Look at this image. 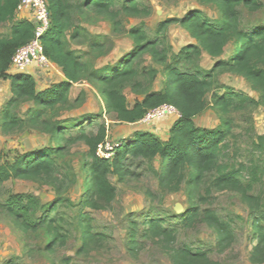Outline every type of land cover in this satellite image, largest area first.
I'll return each instance as SVG.
<instances>
[{
  "label": "trees",
  "instance_id": "obj_1",
  "mask_svg": "<svg viewBox=\"0 0 264 264\" xmlns=\"http://www.w3.org/2000/svg\"><path fill=\"white\" fill-rule=\"evenodd\" d=\"M175 2L178 0H160ZM217 11L212 18L199 9L188 12L183 18H170L160 23L154 36L144 26L129 30L134 41V50L119 62L102 68H93L83 62L82 56L71 49L69 38L80 37L78 15L92 11L108 18L116 32L123 29L122 17L147 18L152 14L144 0H48L52 25L42 37L45 55L62 70L66 80L54 83L39 91L36 79L31 74L11 73L12 60L18 49L35 37V25L28 19L16 20L21 0H0V26L15 22L9 36L0 35V79L11 80L12 97L3 112L1 130L9 134L31 128L49 135L55 145L40 147L19 155L13 163L0 164V191L10 180L43 182L59 189V160L68 149L84 143L88 148L90 162L86 165L87 196L83 209L106 210L116 199L117 188L110 180L115 174L120 180L128 176L126 162L129 157L153 162L161 161L155 170L161 188L171 193L185 192L190 208L177 216L179 223L193 227L206 223L218 237V247L227 249L235 239V229L230 221L223 220L210 209H203L200 192L208 177L215 174L213 185L219 190L239 193L252 209L253 231L257 245L250 254L253 264H264V203L263 197L255 195L257 186L264 188V160L248 168L249 181L243 182V169H229L222 163L223 150L233 135V111L264 107V24L246 28L242 23L243 10L264 11V0H198ZM186 29L197 44H189L177 53L168 41L171 25ZM74 31V32H73ZM72 33V34H71ZM108 40V41H107ZM109 39H96L91 49L98 55L106 52ZM232 49L227 59H221ZM203 51L215 59L213 68L203 71L199 60ZM149 57L157 65L141 67L139 63ZM232 72L243 76L259 93L258 100L243 96L228 89L224 95H214L213 102L224 114L220 127L209 129L197 126V118L205 113L210 104L208 95L215 89L221 74ZM88 83L98 87L103 97L106 112L122 123L135 124L153 109L170 104L180 112V118L164 141L156 134L145 131L125 140L111 160L99 158L97 150L107 139V130L101 126L96 134L87 129L97 116L88 118L53 119L51 112L70 102L71 91L76 84ZM160 82L161 88L155 89ZM142 95L130 106L124 90ZM33 102L35 109L27 118H21L16 110L23 103ZM51 116V117H50ZM92 123V122H90ZM77 130V134L72 133ZM257 148L264 153V136H258ZM63 199L49 206L42 204L32 193L12 194L0 203V208L12 220L17 229L26 235L48 228L50 236L46 245L53 250L59 242L67 240L56 225L55 217ZM82 248L86 251L96 242L93 233V218L81 212ZM164 221L153 218L146 223V235L159 238L172 245L177 238L175 227H164ZM137 232H132V247L137 246ZM173 264H218L210 257V251L193 249L190 246L172 250ZM16 264V263H12Z\"/></svg>",
  "mask_w": 264,
  "mask_h": 264
},
{
  "label": "rangeland",
  "instance_id": "obj_2",
  "mask_svg": "<svg viewBox=\"0 0 264 264\" xmlns=\"http://www.w3.org/2000/svg\"><path fill=\"white\" fill-rule=\"evenodd\" d=\"M144 3L152 9L151 16L147 18L123 16L121 32L114 30L113 23L108 18L92 11L78 15L80 37L75 40L69 38L71 49L81 55L83 62L91 67L102 68L119 62L134 50V41L128 33L134 27L144 26L146 32L154 36L161 22L170 18H183L191 10H202L212 18L218 14L214 7L201 4L198 0L175 2L144 0ZM29 19H34L33 15ZM15 22L0 26V35L9 36ZM242 23L248 29L264 24V11L243 10ZM107 38L111 43L107 45L103 55H98L91 49L92 41ZM168 41L175 53L189 44H197L190 33L178 24L170 26ZM231 53L232 49H227L221 59H227ZM215 61L203 51L199 65L203 71H209ZM139 65L159 68L149 57H145ZM29 70L36 76L40 91L62 77L58 70H44L37 65H33ZM160 88L161 84L158 82L155 89ZM228 89L256 100L260 97L253 85L243 76L232 72L223 73L218 78L217 86L207 97L210 107L197 118V126L209 129L221 126L225 116L214 105L213 96L217 94L222 96ZM124 93L130 106L135 100L142 98V95L132 91L131 87H127ZM11 97V80L0 79V164L13 163L19 155L33 149L55 145L49 135L31 128L9 134L2 132L3 112ZM35 108L33 102L23 103L16 112L21 118H27L29 112ZM91 115L98 118L90 120L92 123L86 121L87 129L96 134L101 126H105L107 140L117 145L115 153L125 140L146 130H154L155 126H160L165 120H158L150 126L133 127L119 122L114 115L107 114L98 87L86 82L76 84L71 91L70 102L51 112L53 119H82ZM230 117L233 120V135L223 150L222 163L229 169H243L242 177L246 184L250 177L248 168L253 163L264 160V153L257 148V137L264 136V107L233 111ZM157 130L156 135L161 139L169 138V131H160L158 128ZM72 133L77 134V130H73ZM88 152L89 148L84 143H79L71 146L60 158L58 176L63 182L61 192L52 185L30 180H10L3 185L0 203L5 202L12 194L21 193H32L47 206L59 198L63 199V204H60L52 216L55 217L59 231L67 240L64 244L59 242L50 251L46 248L50 236L48 228L28 236L17 229L0 208V264H173L172 250L185 245L197 250L210 251V257L218 264H253L250 261V254L258 242L253 231L252 209L239 193L219 190L214 186L215 174L208 177L206 185L200 192V197H203L201 206L204 210L214 211L233 225L235 239L225 250L218 247L217 234L206 223L201 222L193 227H185L179 223L177 216L183 215L190 208L188 196L185 192L171 193L160 187L155 175V170L161 165L159 159L150 162L129 157L126 162L128 171L126 178L120 180L117 175H110L111 182L117 188L116 199L112 205L106 210L83 209L82 202L87 196L88 178L85 169L90 162ZM254 194L262 196L264 203L262 186H257ZM178 205L182 208L180 213L176 212ZM81 212L92 216L93 233L97 238L86 251H81L82 227L79 222ZM153 218L163 220L164 227H175L178 230L176 241L172 245L146 235V223ZM133 231L137 232L136 247L130 244Z\"/></svg>",
  "mask_w": 264,
  "mask_h": 264
},
{
  "label": "built area",
  "instance_id": "obj_3",
  "mask_svg": "<svg viewBox=\"0 0 264 264\" xmlns=\"http://www.w3.org/2000/svg\"><path fill=\"white\" fill-rule=\"evenodd\" d=\"M19 10H29L35 25V37L25 46L18 49L12 60V69L15 72H25L32 65H37L41 69L52 70L54 63L45 55L42 37L49 31L52 25L48 0H21ZM171 116H179L180 112L170 104L150 110L140 123L150 124L154 121L162 120ZM116 144L107 139L100 144L97 150L99 158L111 160L115 155Z\"/></svg>",
  "mask_w": 264,
  "mask_h": 264
},
{
  "label": "crops",
  "instance_id": "obj_4",
  "mask_svg": "<svg viewBox=\"0 0 264 264\" xmlns=\"http://www.w3.org/2000/svg\"><path fill=\"white\" fill-rule=\"evenodd\" d=\"M32 14H31V12L29 11V10H22V11H20V10H18V12H17V17H20L21 19L20 20H22V19H28V20H30V21H32L33 22V20L34 19H29V17L31 16ZM35 65V64H34ZM33 66V65H32ZM31 66V67H32ZM54 68H53V70H58L59 72H60V74H61V78L59 79V80H57L56 82H54V83H59V82H61V81H64V80H66V78H65V76H64V74L62 73V70L59 68V67H57L55 64H54ZM30 67V68H31ZM29 68V69H30ZM27 70V71H25V72H22V73H26V74H31L35 79H36V82H38V80H37V78H36V76H34V74H32L31 73V71L30 70ZM45 70V69H44ZM11 73H20V72H15L12 68H11ZM53 83V84H54ZM37 88H38V84H37ZM39 90V89H38ZM45 90V89H44ZM40 91V90H39ZM42 91V90H41ZM133 106V105H132ZM174 117V118H173ZM180 117L179 116H171V117H167V119L165 118V120H164V123H162L160 126H158V127H156L155 126V128L156 129H154V130H146V132L147 131H149V132H152V133H154V134H156V133H158V130H157V128L161 131H169L170 133H171V129L173 128V126L175 125V123L177 122V120L179 119ZM157 121H154V122H152V123H150V124H144V123H140V122H138V123H135V124H129L130 126H138V125H145V126H150L151 124H155ZM162 126V127H161ZM160 127V128H159ZM162 128V129H161ZM166 129V130H165ZM169 137H170V135H169ZM163 140V139H162ZM168 140V139H167ZM164 141H166V140H164Z\"/></svg>",
  "mask_w": 264,
  "mask_h": 264
},
{
  "label": "water",
  "instance_id": "obj_5",
  "mask_svg": "<svg viewBox=\"0 0 264 264\" xmlns=\"http://www.w3.org/2000/svg\"><path fill=\"white\" fill-rule=\"evenodd\" d=\"M181 209H182L181 206L178 205V206L176 207V212L180 213V212L182 211Z\"/></svg>",
  "mask_w": 264,
  "mask_h": 264
}]
</instances>
